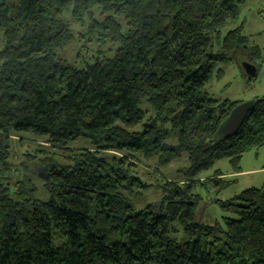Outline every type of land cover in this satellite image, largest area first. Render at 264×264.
<instances>
[{"label":"trees","instance_id":"16d2710c","mask_svg":"<svg viewBox=\"0 0 264 264\" xmlns=\"http://www.w3.org/2000/svg\"><path fill=\"white\" fill-rule=\"evenodd\" d=\"M244 3L0 0V264H264V187L219 202L222 223L192 219L195 178L220 159L238 172L264 146V94L223 137L240 101L207 92L217 62L259 53L237 23ZM66 12L115 45L110 54L81 67L59 57L73 38ZM22 134L52 149L33 156L45 199L9 161ZM79 140L89 146L70 147ZM183 158L182 179L158 185L160 204L136 208L129 195L149 186L142 162Z\"/></svg>","mask_w":264,"mask_h":264},{"label":"rangeland","instance_id":"374dc122","mask_svg":"<svg viewBox=\"0 0 264 264\" xmlns=\"http://www.w3.org/2000/svg\"><path fill=\"white\" fill-rule=\"evenodd\" d=\"M239 11L237 23L243 25L242 34L248 37L250 45L259 48V53L254 58V63L249 59L217 62L213 66L207 92L213 98L246 103L264 94V0H245ZM64 18L71 29L73 38L67 46L57 50L56 54L75 67H81L87 61L91 62V57L96 55L98 51L106 53H102L103 55H109L115 47L109 41L103 42L97 33L89 32L86 18L82 21H74L69 12L64 14ZM229 28L232 26L225 25L223 31ZM3 44L4 39L0 32V48ZM244 61L252 63L257 68L254 76L246 78L242 68ZM85 142L82 143L79 140L71 144L70 147L89 146L87 141ZM40 150H44L46 153L52 151L49 146H45L42 138H36L30 134L13 137L9 161L13 166L14 173L17 174L15 176L31 178L36 186V197L45 199L48 192L44 189L41 181L45 177V172L36 162L38 157L33 159V156H42ZM155 164L151 160L144 161L140 165L139 174L149 186L138 197L129 195L136 208L143 207L147 203L154 206L156 203L159 205L162 193L158 185L162 184L163 180H181L182 174L179 170L186 166L187 162L183 158L159 168H155ZM214 170L223 173L217 183L210 179ZM236 170L238 172H235L234 166L229 160L220 159L195 178L191 189V193L197 197L192 218L195 223L204 225L222 223V217L226 216V213L219 206V202L233 200L243 189L264 187V146L244 153L240 157Z\"/></svg>","mask_w":264,"mask_h":264},{"label":"water","instance_id":"95a60500","mask_svg":"<svg viewBox=\"0 0 264 264\" xmlns=\"http://www.w3.org/2000/svg\"><path fill=\"white\" fill-rule=\"evenodd\" d=\"M242 68L246 76H254L257 71V68L248 61L242 63ZM250 104V100L246 103L240 102L237 106L231 109L227 118L219 125L218 133L223 137L234 135L238 131L240 127L239 125L243 122Z\"/></svg>","mask_w":264,"mask_h":264}]
</instances>
